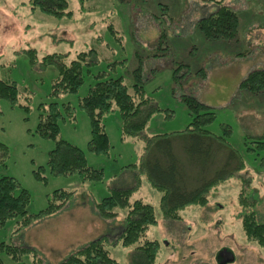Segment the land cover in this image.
<instances>
[{
	"label": "rangeland",
	"instance_id": "374dc122",
	"mask_svg": "<svg viewBox=\"0 0 264 264\" xmlns=\"http://www.w3.org/2000/svg\"><path fill=\"white\" fill-rule=\"evenodd\" d=\"M67 1L72 16L56 19L33 12L29 0H0V80L15 82L19 89L17 105L0 100V143L7 148L0 177H14L29 192V215L45 209L54 191H75L63 211L15 237L12 232L16 220L9 221L0 229V241L31 245L41 253L45 264H58L89 242L107 236L111 257L118 264H131L135 246L115 244L125 211L118 210L115 220L105 221L97 215L93 203L114 189L134 185L145 143L142 138L121 140L115 110L103 119L109 153H90V123L79 99L87 95L99 72L106 73L105 78L122 77L131 86L133 71L143 60L145 94L160 108L149 118L144 135L184 130L191 117L180 99L191 95L215 108L216 118L205 128L221 136L228 127L227 140L244 164L243 171L210 191L206 206H186L175 217L164 213L163 193L141 175L140 187L131 201L142 199L154 207L157 224L147 230L148 239L159 243L153 264H217L215 256L222 249L234 254V264H264V247L248 240L239 216L244 210L240 204L243 194L257 201V219H264V151L248 150L254 146L251 141L264 139V93L253 95L239 88L251 71L264 68V0H223L239 15L238 39L231 42L208 41L195 28L196 21L217 7L211 1ZM162 29L166 32L165 50L157 49ZM27 50L37 54L39 63L47 54H65L69 62L80 52L94 50L89 60L95 64L85 68L78 93L54 98L50 94L58 77L57 68L34 67ZM154 53L164 55L151 56ZM179 63L187 65L190 74L175 83L172 71ZM188 69H182L180 75ZM199 70L206 75L198 74ZM53 101L75 108L74 119L60 121L59 137L80 148L89 166L103 169L102 181L82 184L78 175L50 174L47 162L55 142L41 137L36 128L39 106ZM130 164L139 167L125 169ZM40 167L45 179L35 176ZM1 257L6 264H17L6 255ZM30 258L23 262L38 264L36 258V262Z\"/></svg>",
	"mask_w": 264,
	"mask_h": 264
},
{
	"label": "trees",
	"instance_id": "16d2710c",
	"mask_svg": "<svg viewBox=\"0 0 264 264\" xmlns=\"http://www.w3.org/2000/svg\"><path fill=\"white\" fill-rule=\"evenodd\" d=\"M203 1L216 3L217 7L209 15L196 21L195 28L208 41L237 40L238 12L231 5L225 4L223 0ZM29 3L33 12L40 11L56 19L72 16L68 11L67 0H29ZM110 30L114 31L112 27ZM165 36L166 32L162 29L157 41V49H166L164 48ZM25 53L30 57L34 67L39 64L40 67L53 65L57 68L58 77L50 94L54 98L78 93L84 82L85 68L95 64L94 61L89 60L94 55V50L80 52L75 59L69 62L65 54H47L39 63L37 54L33 50H27ZM163 55L154 53L151 56ZM241 55L245 56V54ZM139 59L142 58L139 57ZM182 69H188V66L179 63L173 69L172 77L175 83L190 74L188 69L186 73L180 75ZM197 73L203 77L206 75L204 70H199ZM105 74L102 72L95 74L97 81L89 87L87 95L79 99V106L86 113L90 123L88 151L96 155L109 153L110 141L103 119L105 115L117 110L121 140L142 138L145 143V153L140 169L138 164L125 167V169L133 170L138 168L135 171L134 185L114 189L109 196L93 203V209L105 221L115 220L119 216L118 210L125 211L122 230L115 244L123 248L135 246L134 259L131 264H153L159 251V243L148 239L147 230L157 224L154 207L142 199L131 201L133 194L140 187L141 175L147 178L153 188L163 193L161 208L164 213L175 217L177 212L186 206H206L210 191L229 177L243 171L244 164L238 152L227 140L230 132L228 127H225L221 136L205 128L215 120V108L200 102L191 95L182 96L180 99L191 117V122L184 130L151 136L144 135L149 118L160 108L145 94L143 60H140L138 67L133 71L131 86L127 85L122 77L105 78ZM239 88L253 95L264 93V68L251 71L242 80ZM18 99L17 84L0 80V100L17 105ZM39 107L41 113L36 133L55 142V148L50 152L47 162L50 174L55 176L78 175L82 184L102 181L103 169L89 166L80 148L59 137L60 121L66 118L74 119L75 108L69 103L60 105L56 101L47 105L41 104ZM25 109L28 110L27 107ZM251 143L254 146L248 147L249 151L257 153L264 151V139L259 138ZM6 154V146L0 143V163L4 161ZM261 160V167H263L264 158ZM40 169L43 167L35 171V176L37 179H45ZM74 194L75 191L56 190L49 198L45 209L37 214L29 215L27 211L31 199L29 192L22 188L14 177L1 176L0 229L9 221L16 220L12 232V237H15L40 221L63 211L73 200ZM242 195L240 204L244 210L239 216L243 232L248 240L256 241L264 247V219L259 221L258 214L254 210L257 201L250 200L248 195ZM108 242L109 237L102 236L72 252L58 264H118L107 249ZM2 255L8 256L17 264H26L23 262L26 257H31L30 259L35 262L36 258L38 264H45L41 253L30 246L0 241V264H6Z\"/></svg>",
	"mask_w": 264,
	"mask_h": 264
},
{
	"label": "water",
	"instance_id": "95a60500",
	"mask_svg": "<svg viewBox=\"0 0 264 264\" xmlns=\"http://www.w3.org/2000/svg\"><path fill=\"white\" fill-rule=\"evenodd\" d=\"M218 258L221 259L220 264H232L235 261L234 254L228 249H222L218 253Z\"/></svg>",
	"mask_w": 264,
	"mask_h": 264
},
{
	"label": "flooded vegetation",
	"instance_id": "af4514ba",
	"mask_svg": "<svg viewBox=\"0 0 264 264\" xmlns=\"http://www.w3.org/2000/svg\"><path fill=\"white\" fill-rule=\"evenodd\" d=\"M215 257H216V258H215L216 263H217V264H220L221 259L218 258V255H216ZM235 261H236V257H235ZM235 261H234L232 264H234Z\"/></svg>",
	"mask_w": 264,
	"mask_h": 264
},
{
	"label": "crops",
	"instance_id": "0c3cea01",
	"mask_svg": "<svg viewBox=\"0 0 264 264\" xmlns=\"http://www.w3.org/2000/svg\"><path fill=\"white\" fill-rule=\"evenodd\" d=\"M30 247H33V246H31V245H29ZM34 248V247H33Z\"/></svg>",
	"mask_w": 264,
	"mask_h": 264
}]
</instances>
